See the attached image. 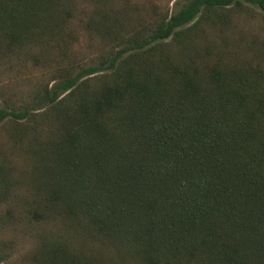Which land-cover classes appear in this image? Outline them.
I'll return each instance as SVG.
<instances>
[{
	"label": "trees",
	"instance_id": "1",
	"mask_svg": "<svg viewBox=\"0 0 264 264\" xmlns=\"http://www.w3.org/2000/svg\"><path fill=\"white\" fill-rule=\"evenodd\" d=\"M177 3L0 0V264H264V0Z\"/></svg>",
	"mask_w": 264,
	"mask_h": 264
},
{
	"label": "rangeland",
	"instance_id": "2",
	"mask_svg": "<svg viewBox=\"0 0 264 264\" xmlns=\"http://www.w3.org/2000/svg\"><path fill=\"white\" fill-rule=\"evenodd\" d=\"M138 3L156 4L160 7H173L174 0H135ZM185 0H177V5H180ZM98 44L91 43L88 37L83 34L79 36V41L76 48L80 49L83 58H88L97 52ZM46 66L39 61L27 55H20L18 57L0 58V104L7 103H21L23 99L29 98V94L41 82H43L46 75ZM0 137L4 139L6 133L4 129L0 130ZM8 235V234H6ZM22 249L29 246V240L22 239Z\"/></svg>",
	"mask_w": 264,
	"mask_h": 264
}]
</instances>
